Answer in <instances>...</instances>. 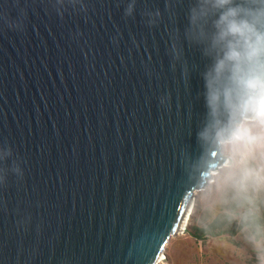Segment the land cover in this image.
Returning a JSON list of instances; mask_svg holds the SVG:
<instances>
[{"label": "water", "instance_id": "95a60500", "mask_svg": "<svg viewBox=\"0 0 264 264\" xmlns=\"http://www.w3.org/2000/svg\"><path fill=\"white\" fill-rule=\"evenodd\" d=\"M84 2L0 0V144L24 170L0 187V264H158L192 208L195 0Z\"/></svg>", "mask_w": 264, "mask_h": 264}, {"label": "clouds", "instance_id": "9594fccd", "mask_svg": "<svg viewBox=\"0 0 264 264\" xmlns=\"http://www.w3.org/2000/svg\"><path fill=\"white\" fill-rule=\"evenodd\" d=\"M63 15L87 12L84 0H49ZM136 0L124 14L132 16ZM151 26L160 12L144 13ZM185 35L210 60L201 73L206 113L196 132L197 155L184 161L186 186L209 211L221 194L241 191L231 169L238 159L264 154V0H195ZM22 161L0 144V187L9 177L23 180ZM260 264H264L260 254Z\"/></svg>", "mask_w": 264, "mask_h": 264}, {"label": "rangeland", "instance_id": "374dc122", "mask_svg": "<svg viewBox=\"0 0 264 264\" xmlns=\"http://www.w3.org/2000/svg\"><path fill=\"white\" fill-rule=\"evenodd\" d=\"M231 173L242 190L221 194L209 211L193 200L185 230L171 239L158 264H260L258 254L264 260V154L238 159ZM216 220V232L227 235L207 240L192 236ZM234 231L235 236L229 235Z\"/></svg>", "mask_w": 264, "mask_h": 264}, {"label": "trees", "instance_id": "16d2710c", "mask_svg": "<svg viewBox=\"0 0 264 264\" xmlns=\"http://www.w3.org/2000/svg\"><path fill=\"white\" fill-rule=\"evenodd\" d=\"M245 226H246L245 224L241 225L242 228ZM216 229H218V220H216L212 224L208 225V227L205 230L200 231V232H192L191 234L197 240H207L208 237H217V236H221V235H227V232L217 233ZM229 235L235 236L236 231L232 232Z\"/></svg>", "mask_w": 264, "mask_h": 264}, {"label": "bare ground", "instance_id": "6f19581e", "mask_svg": "<svg viewBox=\"0 0 264 264\" xmlns=\"http://www.w3.org/2000/svg\"><path fill=\"white\" fill-rule=\"evenodd\" d=\"M186 220H187V218H186ZM186 220H185V222H184V225H183V228H182V230H181V232L180 233H182L184 230H185V226H186ZM162 258H160V260H161Z\"/></svg>", "mask_w": 264, "mask_h": 264}]
</instances>
